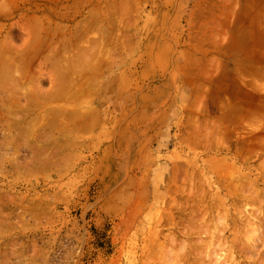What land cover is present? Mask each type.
I'll use <instances>...</instances> for the list:
<instances>
[{
    "label": "rangeland",
    "instance_id": "obj_1",
    "mask_svg": "<svg viewBox=\"0 0 264 264\" xmlns=\"http://www.w3.org/2000/svg\"><path fill=\"white\" fill-rule=\"evenodd\" d=\"M263 13L264 0H0V264H178L188 250L192 259L186 258L193 264H264ZM13 82L21 84L16 87L23 94ZM61 89L70 91L67 97ZM236 97L252 101L254 117L263 115V122L243 114L241 122V114L232 115ZM220 116L232 119L225 134L197 142L190 138L192 123L211 126ZM42 147L46 153L40 152ZM223 156L227 173L219 163ZM212 163L215 168L207 170ZM180 172H192L190 177L198 173L190 185L204 189L199 191L203 200L191 186L203 206H198L203 218L197 216L193 229H185L181 221H186L179 206L184 196L171 194L176 187L189 186L188 173L180 179ZM242 176L245 180L239 181ZM207 190L213 191L211 201ZM217 190L225 204L216 198ZM246 200L251 203L245 205ZM219 214L228 226L222 231L214 218ZM210 220L218 222H209L220 226L218 234L214 226L211 234L204 228ZM176 221L184 225L173 228ZM196 225L211 237L200 234L202 238ZM195 234L200 237L196 242L202 238L204 244L209 239L215 244L213 238H218L216 246L207 244L208 252L216 253L209 254L200 242L211 260H201L205 250L197 252L201 247L192 241ZM170 236H176L177 250L189 240L196 251L186 242L175 252L172 243L174 249L168 248L176 258L169 255L161 248L171 246L166 240ZM178 238L184 241L180 244ZM223 242L234 248L222 247ZM218 253L221 261L215 259Z\"/></svg>",
    "mask_w": 264,
    "mask_h": 264
},
{
    "label": "bare ground",
    "instance_id": "obj_2",
    "mask_svg": "<svg viewBox=\"0 0 264 264\" xmlns=\"http://www.w3.org/2000/svg\"><path fill=\"white\" fill-rule=\"evenodd\" d=\"M262 11H263V10H262ZM259 12H260V11H259ZM247 13H248V12H247ZM253 14H254V13H253ZM263 14H264V13H263ZM246 16H247V15H246ZM252 16H254V15H252ZM252 16H251V17H252ZM255 16L257 17V15H255ZM261 16H262V15H261ZM248 17H249V16H248ZM263 17H264V16H263ZM258 18H261V17H260V14H259V17H258ZM251 19H252V18H251ZM255 19H256V18H255ZM263 19H264V18H263ZM257 21H258V19H257ZM254 23H255V22H254ZM257 23H258V22H257ZM253 25H254V24H253ZM259 25H260V23H259ZM259 25H258V27H259ZM262 25H263V24H262ZM249 26H250V25H249ZM32 27H33V26H32ZM35 27H36V25H35ZM250 27H251V26H250ZM250 27H249V28H250ZM252 27H253V26H252ZM254 27H255V25H254ZM32 29H33V28H32ZM32 29H31V30H32ZM37 29H38V26H37ZM37 29H36V30H37ZM33 30H34V29H33ZM33 30H32V32H33ZM36 30H35V31H36ZM246 30H247V29H246ZM242 31H243V30H242ZM248 31H249V30H248ZM246 32H247V31H246ZM252 33H253V32H252ZM250 34H251V33H250ZM253 34H254V33H253ZM237 35H238V34H237ZM237 35L234 34V36H237ZM242 35H243V34H242ZM254 35H256V34H254ZM261 36H262V35H261ZM34 37H35V36H34ZM258 37H260V36H258ZM248 38H249V36H248ZM254 38L256 39V37H254ZM232 39H233V38H232ZM246 39H247V38H246ZM261 39H262V38H261ZM45 40H47V39H45ZM239 40H240V39H239ZM242 40H243V39H242ZM231 41H232V40H231ZM235 41H236V40H235ZM41 42H42V41H41ZM247 42H248V41H247ZM32 43H34V41H32ZM43 43H44V41H43ZM248 43H249V42H248ZM262 43H263V42H262ZM257 44H258V43H257ZM41 45H42V44H41ZM239 45H240V44H239ZM258 45H260V44H258ZM255 46H256V44H255ZM255 46H254V48H255ZM36 47H37V46H36ZM40 47H41V46H40ZM225 47H226V46H225ZM248 48H249V47H248ZM252 48H253V47H252ZM257 48H258V47H257ZM222 50H224V49H222ZM256 50H257V49H256ZM254 52H255V50H254ZM238 55H239V54H238ZM252 55H253V57L255 56L254 54H252ZM236 57H237V56H236ZM241 57H242V55H241ZM251 57H252V56H251ZM238 59H239V58H238ZM253 59H254V58H253ZM253 59H252V61H253ZM254 60H255V59H254ZM240 61H241V60H240ZM261 61H263V60L261 59ZM22 62H23V61H22ZM103 62H104V60H103ZM105 62H106V60H105ZM235 62H238V61H235ZM101 63H102V62H101ZM247 64H248V63H247ZM102 65H103V64H102ZM240 65H241V64H240ZM243 65H244V64H243ZM252 65H253V64H252ZM103 66H104V65H103ZM243 67H244V66H243ZM243 67H242V68H243ZM100 68H102V66H101ZM100 68H99V66H98V69H99V70H100ZM105 68H106V67H105ZM240 68H241V67H240ZM245 68H246V67H245ZM253 68H254V67H253ZM243 69H244V68H243ZM249 69H250V68H249ZM238 70H239V69H238ZM253 70H254V69H253ZM246 71H247V70H246ZM255 71H256V70H255ZM257 71H258V70H257ZM257 71H256V72H257ZM240 72H241V71H240ZM247 73H248V72H247ZM249 73H250V72H249ZM253 73H254V71H253ZM251 74H252V72H251ZM258 74H259V72H258ZM225 75H226V74H225ZM241 75H242V74H240V76H241ZM252 75H253V74H252ZM261 75H262V73H261ZM222 76H223V75H222ZM222 76H221V77H222ZM259 76H260V75H259ZM217 77H218V76H217ZM252 77H253V76H252ZM258 78H259V77H258ZM262 78H263V77H262ZM0 79H1V78H0ZM214 79H215V78H214ZM225 79H226V78H225ZM20 80H21V79H20ZM211 80H212V79H211ZM219 80H220V79H219ZM1 81H2V80H1ZM226 81H227V79H226ZM241 81H242V79H241ZM11 82H12V81H11ZM16 82H17V81H16ZM16 82H15V83H16ZM88 82H90V81H88ZM209 82H210V81H209ZM214 82H215V81H214ZM18 83H19V82H18ZM18 83L14 85V82H13L12 84L14 85V87H13L12 85H11L10 87H11V88L13 87L14 89H16V88H17L16 85H17V86L19 85ZM20 85H21V84H20ZM20 85H19V87H20ZM58 85H59V84H58ZM80 85H81V84H80ZM80 85H79V86H80ZM221 85H222V84H221ZM223 85H224V84H223ZM227 85H228V84H227ZM241 85H243V83H242ZM65 86H66V85H65ZM228 86H230V85H228ZM233 86H234V85H233ZM59 87L61 88L60 85H59ZM80 87H81V86H80ZM83 87H84V86H83ZM223 87H224V86H223ZM244 87H245V86H244ZM13 88H12V89H13ZM62 88H63V86H62ZM199 88H200V87H199ZM221 88H222V87H221ZM228 88H229V87H228ZM236 88H237V87H236ZM19 89H20V88H19ZM57 89H58V88H57ZM65 89H66V90H69L70 88H68V89L65 88ZM224 89H225V88H224ZM247 89H248V88H247ZM61 90H62V89H61ZM66 90H62V92H61V93H63V91H64L63 95L66 93V96H65V97H67V92H68V93L70 92V91L65 92ZM77 90H79V91H78L79 93H80V92H83V91H81L82 88H81V89L78 88ZM222 90H223V89H222ZM17 91H18V94H19V93H22V94H23V92H21V90H20V92H19L18 88H17ZM30 91L32 92V90H30ZM71 91H72V90H71ZM224 91H225V90H224ZM13 92H14V90H13ZM15 92H16V91H15ZM55 92H57V94H58V90L55 91ZM76 92H77V91H76ZM197 92H198V91H197ZM232 92H233V91H232ZM61 93H60V97H61V95H62ZM71 93H72V92H71ZM71 93H70V95H69V94H68V95L71 96ZM85 93H86V92H85ZM236 93H237V92H236ZM14 94H15V93H14ZM16 94H17V92H16ZM51 94H53L52 97H53V99H54V95H55V93L53 92V93H51ZM73 94H74V91H73ZM24 95H25V94H24ZM31 95H33V94L31 93ZM49 95H50V94H49ZM63 95H62V97H63ZM80 95H81V94H80ZM82 95H83V94H82ZM82 95H81V96H82ZM195 95H196V94H195ZM197 95H198V93H197ZM15 96H16V95H15ZM18 96H19V95H18ZM55 96H56V95H55ZM58 96H59V94H58ZM58 96H57V97H58ZM72 96H73V95H72ZM75 96H77L76 93H75ZM75 96H74V97H75ZM211 96H213V95H211ZM237 96H238V95H237ZM255 96L257 97V95H254L253 98H256ZM13 97H14V96H13ZM28 97H29V96H28ZM32 97H33V96H32ZM48 97H49V96H48ZM48 97H45V99L48 98ZM57 97H55L56 100H57V101L60 100V99H57ZM60 97H59V98H60ZM65 97H64V98H65ZM79 97H80V96H79ZM16 98H17V96H16ZM215 98H216V97H215ZM226 98H227V96H226ZM250 98H251V97H250ZM261 98H262V97H261ZM8 99H9V101H10V98H8ZM26 99H28V98L26 97ZM29 99H30V98H29ZM29 99H28V100H29ZM65 99H66V98H65ZM218 99H220V98H218ZM236 99H237V100L233 101L232 104H233L234 102L236 103L237 101H239L237 97H236ZM239 99H240V98H239ZM263 99H264V97H263ZM14 100H15V99H14ZM14 100H13V99L11 100V101H13V104H14ZM30 100H31V99H30ZM51 100H52V99H51ZM56 100H55V101H56ZM61 100H63V99H61ZM194 100L196 101L197 99L195 98ZM240 100H241V99H240ZM31 101H32V100H31ZM31 101H30L29 103H32ZM209 101H210V100H209ZM254 101H255V99H254ZM257 101H258V100H257ZM0 102H1V101H0ZM15 102H17V101H15ZM33 102H34V101H33ZM196 102H197V101H196ZM6 103H7V102H6ZM194 103H195V102H194ZM211 103H212V102H211ZM235 103H234V105H232V107H231V108H232V112H233L232 115H234V113L241 114V118L238 117V118H240L239 120L242 119V114H243L244 116H246V119H247V117H250V118H251V117H254L255 115H257V109H256L257 107L251 104L252 101L248 102V101H246V100H241V101L237 102L236 104H235ZM259 103H262V102H259ZM2 104H4V102H3ZM9 104H10V103H9ZM13 104L11 103L10 105H13ZM32 104H33V103H32ZM253 104H254V103H253ZM263 104H264V103H263ZM15 105H16V103H15ZM18 105H19V104H18ZM20 105H21V104H20ZM255 105H256V104H255ZM27 106H29V104H28ZM30 106H31V105H30ZM213 106H214V105H213ZM261 106H262V105H261ZM23 107H24V106H23ZM214 107H215V106H214ZM263 107H264V106H263ZM263 107H262V108H263ZM24 108H26V107H24ZM194 108H195V107H194ZM14 109H15V108H14ZM14 109H13V110H14ZM21 109H22V108H21ZM218 109H219V108H218ZM221 109H222V108H221ZM258 109H259V108H258ZM5 110H6V109H5ZM10 110L12 111V109H10ZM22 110H24V109H22ZM22 110H20V111H22ZM196 110H197V109H196ZM216 110H217V109H216ZM14 111H15V110H14ZM93 112H94V111H93ZM196 112H198V111H196ZM220 112H221V111H220ZM193 113H194V112H192V114H193ZM229 113H230V112H229ZM260 113H261V112H260ZM71 114H72V113H71ZM73 114H74V112H73ZM97 114H98V113H97ZM230 114H231V113H230ZM16 115H17V114H16ZM76 115H78V113H77ZM92 115H93V114H92ZM92 115H91V116H92ZM95 115H96V114H95ZM219 115H220V114H219ZM221 115H222V113H221ZM73 116H75V115H73ZM73 116H72V117H73ZM85 116H86V115H85ZM87 116H89V115H87ZM87 116H86V117H87ZM91 116H90V117H91ZM97 116H98V115H97ZM239 116H240V115H239ZM261 116L263 117V115H260V114H259V117H261ZM72 117H71V118H72ZM75 117H76V116H75ZM81 117H84V116H81ZM232 117H234V116H232ZM256 117H258V115H257ZM256 117H254V118H255V119H259V120H258L259 122L256 120L258 123L261 124V123L264 121V117H263V118L261 117V118L263 119V121H260V120H262L261 118H256ZM84 118H85V117H84ZM98 118H99V116H98ZM238 118H234V119H238ZM250 118H249V119H250ZM73 119H74V118H73ZM214 119H215V118H214ZM255 119H251V121H252V120L255 121ZM74 120L76 121V119H74ZM77 120H78V119H77ZM83 120H84V119H82V124H83V125L86 124V126H87L88 123H87L86 121L89 120V119L86 118L84 121H83ZM194 120H195V119H194ZM231 120H232V119H230V118L227 117V116H226V117H224V116H220L216 121H214V123L212 122L213 124L210 123L211 126H206L207 124L204 126L203 124L201 125V123H200V124H193V123H192L193 121H192V122H191V123H192V127H191V130H192V131L190 130V133L192 132V133H191L192 135L190 134V135H191L190 138L193 137L194 142H197L196 140H198V138H203L204 140H205V139H209V138H210V139H213V137L217 136L218 134H221V133H222V134H225V133L229 130V125H230L229 123L231 122ZM239 120H238V121H239ZM242 120H243V119H242ZM242 120H241V122H242ZM78 121H79V120H78ZM96 121H97V120H96ZM253 121H252V122H253ZM56 122H57V121H55V123H56ZM83 122H86V123H83ZM97 122H98V121H97ZM234 122L237 123V120H236V121H233V123H234ZM245 122H246V121H245ZM29 123H30V122H29ZM76 123H77V121H76ZM239 123H240V121H239ZM254 123H255V122H254ZM27 124H28V122H27ZM78 124H79V123H78ZM82 124L80 123V128L83 126ZM210 124H208V125H210ZM228 124H229V125H228ZM231 124H232V123H231ZM234 124H235V123H234ZM75 125H76V124H75ZM81 125H82V126H81ZM90 125H91V123H89V125H88V129H89V126H90ZM256 125H257V124H256ZM29 126H30V125H29ZM84 126H85V125H84ZM84 126H83V127H84ZM230 126H231V125H230ZM232 126H233V125H232ZM232 126H231V128H232ZM235 126H236V124L234 125V127H235ZM77 127H78V126H77ZM253 127H254V126H253ZM262 127H263V125H262ZM27 128H28V127H27ZM27 128H25L24 130L26 131ZM84 128H85V127H84ZM90 128H91V127H90ZM259 128H260V127H259ZM259 128H256V129L258 130ZM263 128H264V127H263ZM88 129H86V130H88ZM256 129H255V130H256ZM20 130H21V129H20ZM81 130H83V128H82ZM251 130H253V129L251 128ZM251 130H250V133H252ZM260 130H263V129L260 128ZM25 131H24V133H27L29 130L26 131V132H25ZM84 131H85V129H84ZM263 131H264V130H263ZM253 132H254V133H257V131L255 132L254 130H253ZM261 133H262V132H260V134H261ZM22 134H23V133H22ZM249 135H250V134H249ZM251 135H252V134H251ZM254 135H255V137H256V134H254ZM254 135H252V136H254ZM258 135H259V133H258ZM263 135H264V134H263ZM252 136H251V137H252ZM21 137H22V135H21ZM257 137H258V136H257ZM257 137H256V138H257ZM243 139H244L243 141H245V142L247 143V140H245V138H243ZM248 139H249V137H248ZM263 139H264V138H263ZM189 140H190V139H189ZM254 140H255V139H254ZM261 140H262V139H261ZM261 140H260V141H261ZM243 141H240V143L243 142ZM263 141H264V140H263ZM192 142H193V141H192ZM248 142H249V140H248ZM252 142H254V141H252ZM261 142H262V141H261ZM199 143H200V142H198V143H196V144H199ZM217 143H218V142H217ZM257 143H258V142H257ZM201 144H202V142H201ZM201 144H200V145H201ZM243 144H244V143H243ZM249 145H250V143L248 144V146H249ZM259 145H260V143H259ZM205 146H206V145H205ZM218 146H219V144H218ZM236 146L238 147V145H236ZM242 146H243V145H242ZM43 147H44V146H43ZM43 147H42V149H40V150H41L40 152H43V150H44ZM45 147H47V146H45ZM45 147H44V148H45ZM237 147H236V148H237ZM243 147H244V146H243ZM238 148H239V147H238ZM238 148H237V149H238ZM241 148H242V147H241ZM241 148H240V149H241ZM245 148H246V146H245L243 149L246 150L247 148H246V149H245ZM251 148H252V147H251ZM251 148H249V149H251ZM260 148H261V147H260ZM47 149H48V148H46L45 150H47ZM238 150H239V149H238ZM247 150H248V149H247ZM36 151H37V150H36ZM44 152H45V151H44ZM44 152H43V153H44ZM45 153H46V152H45ZM247 153H248V152H247ZM225 154H226V153H225ZM245 154H246V153H245ZM211 159H215V158L212 157ZM216 159H217V158H216ZM218 159L220 160V158H218ZM225 159H226V157H225ZM225 159H224V156H223L220 162H219V160H215V164H214V165H216L215 167L218 168V164H217V163L219 162V163H220V166L223 167V169H225V167L223 166L224 164H226L225 162H223ZM244 159H246V158L244 157ZM216 161H218V162L216 163ZM48 162H49V161H48ZM203 163H204V162H203ZM203 163H202V164H203ZM221 163H222V164L224 163V164L221 165ZM193 164H194V163H193ZM208 164H209V163H208ZM227 164H228V163H227ZM214 165H213V163H212V166L207 167V170H210V171L213 170V169L215 168ZM261 165H262V164H261ZM220 166H219V169H220ZM228 166L231 167V165H227V167H228ZM232 166H233V165H232ZM194 167L196 168L197 166L194 165ZM201 167H202V166H201ZM212 167H213V169H212ZM261 167L264 168V165H262ZM187 169H188V168H187ZM187 169H186V170H187ZM223 169H221L222 172H224ZM229 169H230V168H229ZM261 169H262V168H261ZM201 170H202V169H200V171H201ZM226 170H227V169H225V173L228 172V171H226ZM230 170H231V169H230ZM232 170H233V168H232ZM190 171H191V170H190ZM198 171H199V170H198ZM210 171H209V172H210ZM222 172H221V173H222ZM181 173H182V172H180V175H179V176H181ZM185 173H188V172H185ZM185 173H182L183 176H184ZM211 173H212V172H211ZM221 173H220V174H221ZM232 173H233V172H232ZM232 173H231V174H232ZM234 173H237V174H238V172H234ZM234 173H233V174H234ZM190 174H192V172H191V173L189 172L186 176H188V175H190ZM194 174H195V173H193V175H191V177L188 176V177H190L189 179H191V181H190L189 179L187 180L188 183H189L188 185H189L190 187L188 186L187 189H184V187L186 188V186H182V188L179 187L178 190H177V187H176V191L174 190V192H173V191L171 192V194H174V193H175V195H176V192H177V193L179 194L178 197H183V196H184V197H183L184 200L182 199L183 201H185L184 203H183V201H182L181 199H180V200H181L180 203L182 202L181 204H180V203H176V204H180L179 206L181 207V209L178 208L179 206L176 207V206H177L176 204H175V208H178V210L180 209V210H181L180 212H182V213L185 215V217H186V219H185L186 221H183V220H181L180 218H178L179 220H181L182 222L185 223V225L183 224V225L185 226V227H184L185 229H190V228L193 229V227L195 226V225H193V224H194V223L196 224V223L198 222V221L196 222V220L198 219L197 216L199 215L198 217H200V213H199V212L202 210L201 208L199 209V207H198V206H202V205L199 204V203H200L199 201H202L201 199H203V197H202L201 195H200L201 197L199 196V194L201 193V192H199V191H202V190H199V191H198V190H197V187H198V186L196 187L195 185H197V184H195L194 186L196 187V190L199 192V193L197 194V191H196V193H195V191H192V190H195V189H191V186H193V185H190V184H194V183H193V182H194V178H195ZM196 174H198V173H196ZM196 174H195V175H196ZM239 174H241V172H240ZM239 174H238V175H239ZM175 175H176V173H175ZM175 175H174V177H175ZM214 175H217V177L219 176L218 174H214ZM214 175H213V177H214ZM235 175H236V174H235ZM241 175H242V174H241ZM228 176H230V175H227V176H226V179H227ZM236 176H237V175H236ZM239 176H240V175H239ZM239 176H238V177H239ZM243 176H244V175H243ZM243 176H242V178L240 177V179H238V178H237V179H238L239 181H240V180H243V179H244ZM184 177H185V176H184ZM204 177H205V176H204ZM245 177H247V178H245V179H246L245 182H247V179H249V178H248V176H246V175H245ZM263 177H264V176H263ZM185 178H186V177H185ZM196 178H197V177H196ZM196 178H195V179H196ZM218 178H219V177H218ZM221 178L223 179V177H221ZM228 178H229V177H228ZM232 178H234V181H233V182H235V177L233 176ZM180 179H182V176L180 177ZM183 179H184V178H183ZM198 179H200V181H199V185H201L202 183L200 184V182L202 181V180H201L202 178H201V177H198ZM245 179H244V180H245ZM192 180H193V182H192ZM218 180H220V178H219ZM218 180H217V182H218ZM223 180H224V179H223ZM223 180H222V181H223ZM231 180H232V179H231ZM185 181H186V180H185ZM187 181H186V183H187ZM189 181H190V182H189ZM212 181H213V180H212ZM227 181H228V180H227ZM139 182H142V181H139ZM139 182H138V183H139ZM182 182H183V181H182ZM191 182H192V183H191ZM195 182H196V181H195ZM197 182H198V181H197ZM213 182H214V181H213ZM213 182H212V184H213V186H214V183H213ZM223 182H224V181H223ZM231 182H232V181H231ZM237 182H238V181H237ZM245 182H244V185H245ZM249 182H250V181L248 180L247 183H249ZM253 182H254V180H253ZM143 183H144V182H143ZM225 183H227V182H225ZM239 183H240V182H239ZM241 183H243V182H241ZM184 184H185V183H184ZM212 184H211V185H212ZM219 184H220V182H219ZM231 184H233V183H231ZM234 184H235V183H234ZM253 184H254V183H253ZM141 185H142V184H141ZM144 185H145V184H144ZM144 185H143V186H144ZM207 185L209 186V184H207ZM211 185H210V186H211ZM222 185H224V184L222 183ZM222 185H221V186H222ZM229 185H230V184H229ZM236 185H237V184H236ZM238 185H240V184H238ZM238 185L236 186V187H237V190H238V188H239ZM241 185H242V184H241ZM251 185H252V184H251ZM254 185H255V184H254ZM138 186H139V185H138ZM143 186H142V187H143ZM194 186H193V187H194ZM201 186H203V185H201ZM201 186H200V187H201ZM208 186H207V187H208ZM213 186H211V188H212ZM242 186H243V185H242ZM249 186H250V185H249ZM195 187H194V188H195ZM217 187H218V186H217ZM223 187H224V186H222V188H223ZM228 187H229V188H228ZM228 187H226V188L230 189L231 187H233V185H232V186L230 185V186H228ZM236 187L234 186V188H235L234 191H236ZM250 187H251V186H250ZM138 188H139V187H138ZM198 188H199V187H198ZM208 188H209V187H208ZM222 188H220V189H222ZM251 188H253V187H251ZM251 188H250V189H251ZM140 189H141V188H140ZM206 189H207V188H206ZM209 189H210V188H209ZM224 189H225V188H224ZM247 189H248V188H247ZM210 190H211V189H210ZM213 190H214V189H213ZM225 190H226V189H225ZM239 190H240V192H239V194H240V193H241V189H239ZM242 190H243V189H242ZM253 190H254V188H253ZM244 191H248V190H244ZM244 191H243V192H244ZM249 191H250L249 193L251 194L252 191H251V190H249ZM202 192H204V189H203ZM206 192H208V190H207ZM212 192H213V191H212ZM212 192H211V193H212ZM218 192H219L218 190L215 192V194L217 193V195H218V196L216 195V198L218 197L219 202H222V201H223L224 204H225V201L223 200V198H222V201H221V198L219 199V195H220V193H218ZM229 192H230V191H229ZM231 192H233V191H231ZM231 192H230V193H231ZM208 193H209V192H208ZM208 193H206V194H208ZM211 193H209L208 195L210 196ZM245 193H246V192H245ZM140 194H141V193H140ZM196 194L198 195V197L201 198V199L199 198L200 200L197 198V195H196ZM201 194H202V193H201ZM232 194H233V193H232ZM246 194H248V193H246ZM252 194H253V193H252ZM252 194H251V197L249 196L250 198H252ZM254 194H255V193H254ZM256 194H258V193H256ZM175 195H173V196H175ZM180 195H183V196H180ZM208 195H207V196H208ZM140 196H142V194H141ZM144 196H145V195H144ZM204 196H205V195H204ZM221 196H222V195H221ZM236 196H237V195H236ZM236 196H234V197H236ZM239 196H240V195H239ZM242 196H243V195H242ZM245 196H246V195H244L243 197H245ZM247 196H248V195H247ZM253 196H254V195H253ZM255 196H257V195H255ZM178 197H177V198H178ZM231 197H233V196H230V198H231ZM257 197H259V195H258ZM139 198H140V197H139ZM213 198H214V197H213ZM236 198H237V197H236ZM238 198L240 199V197H238ZM250 198H247V199H250ZM197 199H198L199 201H198ZM214 199H215V198H214ZM242 199H243V198H242ZM253 199H254V198H253ZM140 200L142 201V198H140ZM140 200L138 199L139 202H137V203H140V202H141ZM203 200H204V199H203ZM218 200H216L217 203H218ZM237 200H238V199H237ZM261 200H262V199H261ZM261 200H260V201H261ZM175 201H176V200H175ZM177 201H178V200H177ZM177 201H176V202H177ZM206 201H207V199H206ZM210 201H211V196H210ZM210 201H209V202H210ZM216 201H215V203H216ZM241 201H242V200H241ZM251 201H252V199H251ZM262 201H263V200H262ZM178 202H179V201H178ZM204 202H205V201H204ZM209 202H206V203L209 204ZM223 202H222V203H223ZM237 202H239V201H237ZM246 202H247V203H245V205L251 203V202H248V200H246ZM254 202H255V199H254ZM141 203H142V202H141ZM172 203H173V202H172ZM174 203H175V202H174ZM211 203H212V202H211ZM217 203H216V206H217ZM222 203H221V204H222ZM232 203H233V202H232ZM242 203H244V202H242ZM201 204H202V203H201ZM219 204H220V203H219ZM219 204H218V206L220 207L221 204H220V205H219ZM224 204H223V205H224ZM234 204H235V203H234ZM254 204H255V203H254ZM254 204H253V205H254ZM256 204H257V203H256ZM256 204H255V206L259 205V204H257V205H256ZM261 204H263V203L261 202ZM137 205H138V204H136V208H137ZM204 205H205V204H204ZM210 205H211V204H210ZM226 205H228V204H226ZM241 205H242V204H241ZM241 205L239 204V206H241ZM138 206H139V205H138ZM262 206H263V205H262ZM202 207H203V206H202ZM207 207H212V206H207ZM207 207H204V208H207ZM213 207H214V206H213ZM219 207H218V208H219ZM236 207H237V204H236ZM244 207H245V206H244ZM244 207H243V208H244ZM171 208H172V207H171ZM171 208H170V210H171ZM216 208H217V207H215V209H216ZM208 209H209V211H210L211 208H208ZM208 209H205L207 213H209V212L207 211ZM220 209H221V208H220ZM222 209H224V208H222ZM222 209H221V210H222ZM225 209H226V207H225ZM235 209H236V208H235ZM239 209H241V208H239ZM257 209H258V208H257ZM260 209H261V208H260ZM262 209H263V207H262ZM262 209H261V210H262ZM178 210H177V211H178ZM198 210H199V211H198ZM212 210H213V209H211V211H212ZM217 210H218V209H217ZM217 210H216V211H217ZM251 210H252V208H251ZM172 211H173V210H172ZM175 211H176V210H175ZM202 211H203V210H202ZM202 211H201V212H202ZM211 211H210V212H211ZM228 211H229V210H228ZM240 211H242V210H240ZM263 211H264V209H263ZM178 212H179V211H178ZM236 212H238V211L235 210V213H236ZM243 212H244V211H243ZM245 212H246V211H245ZM182 213H181V214H182ZM204 213H205V211H204ZM217 213H218V211H217ZM235 213H234V215H236V214L239 215V213H236V214H235ZM241 213H242V212H241ZM241 213H240V215H241ZM251 213H257V214H259L258 211H254V212H253V210H252ZM179 214H180V213H179ZM181 214H180V215H181ZM211 214H212V213H211ZM220 214H221V213H220ZM220 214H219V216H220ZM222 214H223V216H224V215H228V214H225L223 211H222ZM222 214H221V215H222ZM260 214H261V213H260ZM166 215H167V214H166ZM169 215H170L169 217L171 218V220H169V222H170V221H172V218H173V217L171 216L172 214H169ZM202 215H203V214H202ZM209 215H210V214H209ZM234 215H233V216H234ZM240 215H239V216H240ZM245 215H246V213H245ZM249 215H250V213H249ZM263 215H264V214H263ZM0 216H1V211H0ZM177 216L179 217V215H177ZM210 216H211V215H210ZM210 216L208 217V215H207V217H208L207 220H209ZM217 216H218V215H217ZM219 216H218V217H219ZM239 216H237V217H239ZM241 216H244V215H241ZM250 216H251V215H250ZM256 216H258V215H256ZM256 216H255V217H256ZM132 217H133V216H132ZM201 217L203 218V216H201ZM201 217H200V218H201ZM207 217H206V218H207ZM212 217H214V215H213ZM212 217H211V218H212ZM218 217H214V218H217L218 220H220V221H218V220L216 219V221H218L219 223L216 222V221H215L214 223H212V222L214 221V220H213L214 218H212L211 220H213V221H211V220L208 221V224H207V225L209 226V222H210L211 224H216V225H217V223H218V224L222 223L221 225L223 226V225H224L223 221H224V220L226 221V219H227L228 217H227V216H224V217H225L224 220L221 219V218H222L221 216H220L219 218H218ZM226 217H227V218H226ZM235 217H236V216H235ZM235 217H234V218H235ZM244 217H245V216H244ZM252 217H253V216H252ZM164 218H165V217H163V219H164ZM181 218H183V215L181 216ZM229 218H230V217H229ZM234 218H232V220H233ZM239 218H242V217H239ZM239 218H238V219H239ZM246 218H247V217H246ZM246 218H245V220H247L246 223L248 224L249 221H248V219H246ZM248 218H249V217H248ZM253 218H254V217H253ZM256 218H257V217H256ZM262 218H263V217H262ZM262 218H261V219H262ZM204 219H205V218H204ZM249 219H250V218H249ZM263 219H264V218H263ZM176 220H177V219H176ZM198 220H199V219H198ZM227 220H228V219H227ZM1 221H2V218H1ZM1 221H0V222H1ZM181 221H178V222L176 221L177 223H176V222L174 223V224H175V227H173V228H178V227L176 226V224H180ZM202 221H204V220H202ZM202 221H201V222H202ZM205 221H206V220H205ZM225 221H224V222H225ZM173 222H174V221H173ZM179 222H180V223H179ZM206 222H207V221H206ZM206 222H205V224L203 223L204 226H205L204 228L206 229V227H207L206 231L213 230L214 228H216V230H214V231H216V233H217V232L222 231L223 228H224V226H225V225H224L223 227L221 226L222 229L220 230V229H219L220 226H216V227H215V225H210V226H209L210 229H209L208 226H206ZM226 222H227V221H226ZM234 222H235V221H234ZM234 222L232 221V223H234ZM236 222H237V220H236ZM252 222H253V221H252ZM262 222H263V221H262ZM253 223H255V222H253ZM0 224H1V223H0ZM171 224H172V225H171ZM250 224H251V222H250ZM250 224H249V225H250ZM164 225H165V224H164ZM164 225H163V226H164ZM169 225H170V226H173V223L170 222ZM183 225H182V223H181V226H183ZM192 225H193V226H192ZM198 225H199V223H198ZM200 225H201V228H202V224H200ZM227 225H228V224H227ZM234 225H235V223H234ZM256 225H257V224H256ZM179 226H180V225H179ZM212 226H214V228H213ZM229 226H230V225H229ZM258 226H260V224H259ZM258 226H257V227H258ZM261 226H262V225H261ZM164 227H165V226H164ZM186 227H187V228H186ZM189 227H190V228H189ZM226 227H228V226H225V228H226ZM257 227H256L257 230H258V228H259V229L261 228V227H258V228H257ZM165 228H166V227H165ZM167 228H169V227H167ZM171 228H172V227H171ZM179 228L182 229L183 227H179ZM195 228H197V225H196ZM195 228H194V229H195ZM198 228H199V227H198ZM198 228H197V229H198ZM211 228H213V229H211ZM217 228H218L220 231H219V230L217 231ZM233 228H234V227H233ZM233 228H232V231H233ZM185 229H182V230H185ZM197 229H195V230L197 231ZM199 229H200V228H199ZM199 229H198V230H199ZM253 229H255V228H253ZM177 230H178V229H177ZM195 230H190V233H193V231L195 232ZM224 230H225V229H224ZM236 230H238V229H236ZM249 230H250V229H249ZM179 231H180V233H181L180 235H183L184 237H185V236L187 237V235H185V231L182 232L180 229H179ZM179 231H178V232H179ZM187 231H188V230H187ZM191 231H192V232H191ZM203 231L205 232V230H203ZM214 231H213V234H214ZM250 231H251V230H250ZM204 232L202 233V231L199 230V235H200V234L204 235ZM209 232H210V231H209ZM209 232H208V233H209ZM224 232H225V231H223V233H224ZM233 232H234V231H233ZM233 232H232V233H233ZM235 232H236V231H235ZM237 232H238V231H237ZM255 232H256V231H255ZM171 233H172V232H171ZM173 233H174V232H173ZM186 233H189V231L186 232ZM208 233H207V234H208ZM221 233H222V232H221ZM238 233H240V232H238ZM238 233H237V234H238ZM247 233L250 235L252 232H251V233H250V232H247ZM247 233H246V234H247ZM210 234H211V232H210ZM210 234H208L209 236L206 235V234H205V235H206V237H207V236H208V237H211ZM217 234H218V233H217ZM235 234H236V233H235ZM237 234L235 235V239H236ZM240 234H241V233H240ZM180 235L178 234V236H180ZM190 235H191V234H190ZM190 235L188 234V236H190ZM193 235H194V233H193ZM197 235H198V233H197ZM202 235H200V236L202 237ZM205 235H204V236H205ZM219 235H221V234L219 233ZM222 235H224V234H222ZM222 235H221V237H222ZM233 235H234V234H233ZM238 235H239V234H238ZM244 235H245V232H244ZM249 235H248V236H249ZM166 236H167V235H166ZM176 236H177V235H176ZM176 236H175V237H176ZM178 236H177V237H178ZM212 236H214V235H212ZM248 236L246 235V237H248ZM250 236H251V235H250ZM162 237H164V235H163ZM175 237H173V240H175V239H174ZM184 237H183V238H184ZM192 237H193V236H192ZM195 237H196V238H192L193 240L191 239L193 242H195V246H196V243L199 244L200 242L202 243V241H203V242H206V241H204V240H201L203 237L200 239L199 242H196L198 236H196V234H195ZM208 237H207V238H208ZM237 237H238V236H237ZM167 238L169 239V236H167ZM167 238H166V240H167L168 242H170V244H171V246H167L166 244H168V242H166L165 245L167 246V248H168V247H172V246H173L172 243H174V242L177 243V242H178V241H173L171 236H170V239H171V240H168ZM181 238H182V237H181ZM199 238H200V237H198V239H199ZM212 238H213V237H212ZM233 238H234V236H233ZM248 238H249V237H248ZM252 238H254V236H252ZM184 239H188V237H187V238H184ZM195 239H196V240H195ZM221 239H222V238H220V240H221ZM223 239H224V238H223ZM231 239H232V238H231ZM166 240H165V241H166ZM177 240H179V238H178ZM180 240H181V242H180V244H181L184 240H183V239H180ZM180 240H179V241H180ZM206 240H207V239H206ZM213 240L216 241L215 244H214V242H212V239L207 240V242H208V243H207L208 246L210 245V244H209L210 242H212V243L214 244V246H216L218 243H220V242L217 243V241H219V240H218V238H217V240H216V239H215V236H214ZM225 240H226V239H225ZM237 240H238V242H239V239H237ZM253 240H254V239H253ZM161 241H162V240H161ZM192 241H191V242H192ZM222 241H223V240H222ZM230 241H231V240H230ZM235 241H236V240H235ZM235 241H234V242H235ZM184 242H185V244L183 243V246H182V245H181V247L178 246V250H180L179 247H180L181 249H182L183 247L185 248V246H186V244H187L186 242H190V241L188 240V241H184ZM191 242H190V243H191ZM193 242H192V243H193ZM234 242H231V243H234ZM158 243H159V241H158ZM160 243H161V242H160ZM175 243H174V244H175ZM192 243H191V248H192V249L190 248L191 250H193V247L195 248V246L192 247ZM201 243H200V245H201ZM224 243H225V242H223V245H221L222 247H223V246H226V245H224ZM226 243H227V242H226ZM239 243H240V242H239ZM152 244H154V243H152ZM161 244H162V246H161V245H160V246H161V247H164L163 242H162ZM177 244L179 245V243H177ZM177 244H175V245L173 246V247H175V252H176V250H177V249H176V248H177ZM198 244H197V245H198ZM202 244H204V243H202ZM205 244H206V243H205ZM205 244H204V245H205ZM207 244H206L205 247H206V250H207V252H208V249H209L210 247H208ZM221 244H222V243H221ZM234 244H235V245H238V244H236V243H234ZM193 245H194V244H193ZM200 245H199L198 248L201 247L202 250L200 251L201 248H200V249H197V250H199V251H197V252H201V254H202V253H204L203 250H205V249H203L202 245H201V246H200ZM204 245H203V246H204ZM150 246L153 247L151 244H150ZM150 246H149V249H150ZM157 246H158V244H157ZM189 246H190V244L188 245V247H189ZM211 246H212V245H211ZM214 246L211 247V248H212V251H213V249L216 250V248H215ZM228 246L230 247V245H228ZM231 246H232V245H231ZM158 247H159V246H158ZM173 247H172V248H173ZM196 247H197V246H196ZM205 247H204V248H205ZM207 247H208V248H207ZM229 247L226 246V249L229 248ZM154 248H155V247H154ZM231 248H234V245H233V247H230V251H231ZM151 249H152V248H151ZM155 249L159 250L160 247H159V249H158V248H155ZM161 249H162L163 251H165V252H166V250H167V251H168V250H169V251L172 250V249H170V248L165 249V250H164V248H161ZM161 249H160V250H161ZM173 249H174V248H173ZM188 249H189V248H188ZM222 249H223V248H222ZM226 249H225V250L223 249V251L225 252ZM162 250H161V252H162ZM178 250H177V252H178ZM186 250H187V249H184L185 252H184V251L181 252V253H180V256L186 254ZM191 250H190V251H191ZM206 250H205V253L201 255V260H202V256H203V258H207V257H208V256H207V252H206ZM151 251H153V250H151ZM169 251H168V252H169ZM173 251H174V250H173ZM173 251H172V252L170 251V252H169V255L171 254L172 256H173V255L175 256V253L173 254ZM193 251H196V249H194ZM193 251H192V252H193ZM202 251H203V252H202ZM230 251H229V252H230ZM153 252H154V251H153ZM155 252H156V251H155ZM188 252H189V250H188ZM188 252H187V254L189 255L190 252H189V253H188ZM209 252H211V250H209ZM209 252H208V253H209ZM213 252H214V251H213ZM213 252H211V253H213ZM224 252H223V253H224ZM151 253H152V252H151ZM214 253H216V251H215ZM223 253H222V255H223ZM227 253H228V251H227ZM160 254H161V253H160ZM160 254H159V255H160ZM164 254L166 255V253H164ZM178 254H179V253H178ZM178 254H177V257H178ZM187 254H186V255H187ZM205 254H206V255H205ZM209 254H210V253H209ZM218 254H219V253H218ZM151 255H152V254H151ZM153 255H154V254H153ZM153 255L151 256V257H152L151 259H153ZM162 255H163V253H162ZM165 255H163V258L165 257ZM186 255H184L185 257L183 258V259L185 260L184 262L188 261L187 258L190 257V256L188 257V256H186ZM190 255H191V253H190ZM196 255H199V258H198V259H200V254H196ZM196 255H195V256H196ZM204 255H205L206 257H204ZM212 255H214V254H212ZM212 255H210V256H212ZM229 255H230V254H229ZM160 256H161V255H160ZM217 256L219 257V256H221V254L216 255V258H215L217 261H219L220 259H219ZM232 256H233V255H232ZM155 257H157V256H155ZM158 257H159V256H158ZM167 257H168V256H167ZM186 257H187V258H186ZM197 257H198V256H197ZM213 257H214V256H213ZM147 258H148V257H147ZM159 258H160L161 260L163 259V258H161V257H159ZM175 258H176V256H175ZM181 258H182V257H181ZM181 258L179 257V261H181ZM190 258H191V257H190ZM208 258H209V257H208ZM217 258H218V259H217ZM231 258H233V257H231ZM160 259H159V261H160ZM183 259H182V263H180L179 261H178L177 263H178V264H179V263H180V264H184V263H183ZM186 259H187V260H186ZM191 259H192V258H191ZM209 259H210V258H209ZM209 259H207V262H208ZM163 260H164V259H163ZM201 260H200V263L202 262ZM210 260H211V259H210ZM216 260H215V261H216ZM154 261H155V260H154ZM169 261L171 262L170 259H169ZM195 261H198V260H195ZM213 261H214V259H213ZM220 261H221V260H220ZM222 261H223V260H222ZM162 262H163V261H162ZM188 262H190V263L192 262L191 264H193L194 261H193V260L191 261V260L189 259ZM203 262H206V261H203ZM210 262H211V261H210ZM173 263H174V262H173ZM186 263H187V262H186ZM186 263H185V264H186ZM198 263H199V261H198ZM216 263H217V262H216ZM221 263H222V262H221ZM224 263H225V260H224ZM201 264H202V263H201ZM203 264H204V263H203ZM207 264H210V263L208 262Z\"/></svg>",
    "mask_w": 264,
    "mask_h": 264
}]
</instances>
